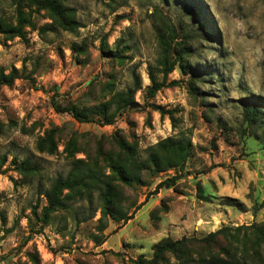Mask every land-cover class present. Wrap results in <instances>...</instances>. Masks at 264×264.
I'll use <instances>...</instances> for the list:
<instances>
[{
  "label": "rangeland",
  "instance_id": "rangeland-1",
  "mask_svg": "<svg viewBox=\"0 0 264 264\" xmlns=\"http://www.w3.org/2000/svg\"><path fill=\"white\" fill-rule=\"evenodd\" d=\"M20 2L0 0V21L17 24ZM67 6L81 25L74 33L44 32L52 23L48 12L29 8L25 38L0 35V70L8 74L26 61L34 72V84L21 77L0 86V264H143L167 238L188 240L179 254L166 255L168 264H264V149L242 114L243 104L264 98V0H69ZM160 28L172 46L193 51L195 68L214 73L196 83L203 97L189 93V77L178 67L164 77ZM150 68L157 81L178 84L151 94ZM131 94L135 106L118 109ZM54 98L89 113V121L58 113ZM101 110L112 124L105 125ZM168 137L191 142L184 169L143 171V185L119 181L110 168L111 159L125 157L119 139L146 162L149 148ZM25 160L39 172L21 174ZM75 160L114 183L120 210L114 219L103 217L94 190L92 201L82 195L42 225L46 201L39 193L68 175ZM169 179L173 187L157 190ZM222 227L232 230L206 240Z\"/></svg>",
  "mask_w": 264,
  "mask_h": 264
},
{
  "label": "trees",
  "instance_id": "trees-1",
  "mask_svg": "<svg viewBox=\"0 0 264 264\" xmlns=\"http://www.w3.org/2000/svg\"><path fill=\"white\" fill-rule=\"evenodd\" d=\"M68 1L69 0H19L20 4L16 9L17 24H8L1 20L0 35H6L7 37H20L22 39L25 38V27L30 25V20L25 16V10H29V8H37L38 10H45L48 12L52 23L43 27L44 32H55L60 29L65 32L74 33L81 27V25L77 21L75 10L67 6ZM22 2L23 4H27V6H22ZM198 5L202 7L200 3H198ZM200 14H202V20L206 19V13L200 12ZM209 31L210 30L208 29V32ZM167 32L174 34L171 28H169ZM209 33V36L214 34L215 37L216 35L212 27ZM157 34L160 45L164 50L161 58L159 59V65L163 68L162 73L164 74V77L167 78V76L175 71L176 67H178L183 75L189 77L187 80V89L189 93L194 97H203L202 93H200L197 89L196 83H206V79H208L207 77H213L214 73L195 68L194 64L190 62V58L194 57L193 51L190 50L189 47L184 46V43L172 46L171 43L167 41L166 31H162V28L157 30ZM77 51L79 52L78 54H84L85 48L80 47ZM108 53L110 57H121L120 54H114L117 52L110 51ZM25 63L26 61L24 62L22 69L13 67L8 74L5 73L4 70H0V86L11 87L14 85L15 81L21 77L34 84V72H27ZM148 76L151 81L149 89L151 94L158 92L165 86H174L178 84L176 81H173L170 84H166L165 81H157V74L152 68L149 69ZM119 102H121V104L118 106V109L131 108L135 106L132 94L127 95L124 98H120ZM52 104L58 113H68L80 122L89 121V113L81 111L76 107H62L56 98L53 99ZM157 109L163 111L161 112L163 115L169 114V112H165L161 107H157ZM103 110H101L99 114L103 115L105 125L112 124L113 119L108 118ZM242 112L244 124L252 131L254 136H257L264 149V98L259 97L251 104H243ZM47 144L48 152L50 154H54L57 149L54 140L49 137ZM118 144L125 153V157L111 159L110 168L116 174L119 181L127 186H133L134 184L143 185L144 182L141 177L143 171L153 169L156 173H161L169 169H184L192 149L190 141L175 137H168L165 140L158 142L155 146L149 148V154L146 162H139L136 159L134 151L127 142L119 139ZM44 148L43 144L40 150L44 151ZM105 157L107 158L108 156ZM75 161L76 162L73 164V168L68 175L60 176L54 179L46 191H41L39 193V195L43 196L46 201L42 208V215L40 217L42 225L48 224L53 215L60 210H68L72 208L71 203L76 201L79 197L81 198L82 195H86L87 199L92 201L91 196L93 195L94 190H99L101 193L102 216H110L113 217V219L116 217L117 214L115 213H118L117 209L120 208L121 201L119 200V192H117L114 183L107 181L108 178H104L103 174H101L98 169H95V171L81 160ZM3 165L4 162H0V168L3 167ZM18 168L19 172L21 174L24 173V175L27 173L37 174L39 172V168L32 165L28 160L18 164ZM173 186L174 180L169 179L159 184L157 190L163 187L169 189ZM204 198L206 197L204 196ZM227 200H229V206L242 207V204L238 203L234 198H227ZM239 229L241 228L237 227L234 230ZM231 230L232 227H222L216 232L210 233L206 240L215 239L220 235L227 236L228 231ZM101 231H103V229H101ZM38 233H42V229L39 230ZM95 241L97 244H102L104 240L97 238ZM187 241V239H183L181 241H173L169 238L164 239L155 245L153 259L141 260V262L143 264H168L166 255L168 253L179 254ZM218 262L220 261L213 259L209 262V264H217Z\"/></svg>",
  "mask_w": 264,
  "mask_h": 264
}]
</instances>
